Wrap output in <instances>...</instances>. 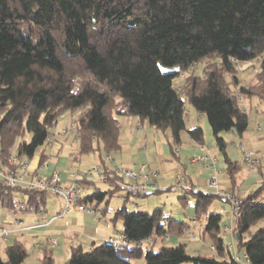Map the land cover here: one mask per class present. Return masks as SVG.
I'll list each match as a JSON object with an SVG mask.
<instances>
[{"label": "trees", "instance_id": "1", "mask_svg": "<svg viewBox=\"0 0 264 264\" xmlns=\"http://www.w3.org/2000/svg\"><path fill=\"white\" fill-rule=\"evenodd\" d=\"M202 61L201 73H194ZM255 61L249 67H257L256 74L242 82L240 65ZM253 97L264 107V0H0V166L18 171L19 164L8 162L11 155L18 162L38 155L41 167L64 114L73 118L80 154L104 159L118 151L119 117L168 131L173 152L182 142L187 103L205 116L234 184L240 165L228 158L224 134L241 137L247 131L249 114L240 99ZM188 135L204 143L200 127ZM116 180L111 175L107 182ZM81 183L86 191L78 206L96 210L112 192L94 181ZM182 193L192 195L195 219L214 201L229 203L199 190ZM20 196L21 211L37 214L50 194L10 188L0 179V210H16ZM180 200L187 204V198ZM127 201L111 217L122 221L127 245L112 238L90 249L76 244L62 264H244L228 246L220 211H208L201 231L215 255L189 253L185 242H166L180 240L188 222L162 209L130 212ZM231 217L235 253L243 250L247 264H264V179L238 199ZM28 256L26 244L11 238L0 264H24ZM39 262L55 264L51 247L41 248Z\"/></svg>", "mask_w": 264, "mask_h": 264}, {"label": "crops", "instance_id": "2", "mask_svg": "<svg viewBox=\"0 0 264 264\" xmlns=\"http://www.w3.org/2000/svg\"><path fill=\"white\" fill-rule=\"evenodd\" d=\"M242 106L248 114L254 111L252 120L249 116V123L253 121L256 129L255 131L250 130L248 126L247 131L241 137L233 133L224 134V138L227 141L228 158L230 161L240 165V169L235 175L234 184L228 176L226 164L222 157L220 160L218 158L219 154L213 151L211 142L198 144L190 139L188 131L200 127L202 131L208 132L210 135V128L204 115L186 107L185 130L181 134L182 142L179 146L173 148V150L177 148L179 150L178 153L174 154L170 149L171 136L168 131H159L137 117H119L118 141L120 148L118 151L112 152L109 157L123 167L145 165L149 169L158 171L159 181L158 190L155 191L156 194L171 193L172 190L176 189L182 192V189L176 186V175L181 172L184 173L193 190L214 194V189L209 185V182L210 179L215 177L218 189L231 192L236 198H241L247 192L258 187V184L264 179V107L259 101H253V99H249L248 103L243 99ZM72 119L68 114L60 117L45 146L46 154H48L47 160L38 168L39 157L38 155L33 157L26 162L25 168L27 171L38 176H47L53 172H58L61 176L62 185H68L71 182L73 175H76L78 170L75 172L71 169L70 161L74 158L76 162H80L79 156H75L77 150H79V140L74 133L64 136L61 131L72 124ZM240 144L244 149L253 150L262 157L259 166L254 170H250L242 161L241 151L239 150ZM200 153L206 155L209 159H214V167L202 162L189 164V157ZM173 192V196L176 197L178 194L175 191ZM50 196H52L51 201L54 204L49 208L33 214L34 216L20 212V216L17 218L25 227L34 226V229L30 231H16L12 236V238H19L26 244L29 253V260L26 264H40V250L44 246L51 247L48 244L49 239H53L57 243L56 248L51 247L53 252H55V256L53 255L54 261L57 262L58 260L62 263L67 260L72 246L76 244L84 245L82 239L88 241L86 248L90 249L92 245H98L110 238H115L111 237L110 234L105 236L102 231H96L99 224L105 220L106 211L102 213L97 207L93 214H87L81 211L77 204H74L67 213L60 216L63 209V201L59 196ZM178 199L181 205L180 209H178L177 214H168V216L174 217L173 219L175 220H184L189 223V230L185 236L188 239L192 235L197 239L191 247L192 253H202L201 245L200 248L197 246L201 242L203 244L201 231L205 219H195V202L193 200L185 204L180 200V195ZM57 200H60V204L57 203L59 202ZM212 204L218 206L217 209L212 210L220 211L222 209L224 211V221L232 219L230 203L214 201ZM140 205L141 203L134 204L132 207L139 209ZM119 207L110 208L111 211L108 213L112 216V212ZM2 221H8V228L11 230L15 229L14 223L9 216L7 218L0 216V222ZM120 231L117 233V237ZM227 240L230 242V234H227ZM210 247L211 245L206 249L210 251ZM236 254L243 255V250H238ZM135 264H141V262H136Z\"/></svg>", "mask_w": 264, "mask_h": 264}, {"label": "built area", "instance_id": "3", "mask_svg": "<svg viewBox=\"0 0 264 264\" xmlns=\"http://www.w3.org/2000/svg\"><path fill=\"white\" fill-rule=\"evenodd\" d=\"M178 88L180 89V87ZM240 104L242 106L241 99ZM74 130L75 126L71 124L69 127L64 128L61 131V134L64 136H68L69 134L73 133ZM239 150L241 151L242 161L248 166L250 170H254L260 163L262 157L256 154L253 150L244 149L241 144L239 145ZM173 152L176 154L179 152V150L176 148L173 150ZM8 162H10L12 165L19 164L18 169L19 171L21 170L22 173L18 175L13 171V169L0 166L1 181L10 188L22 185L30 189L45 191L50 195L59 196L63 201V209L60 216H63L65 213H67L69 209L76 203V200L86 191V188L81 183V181L83 180L107 182L108 177L114 175L117 177V180L115 181L117 186L126 191L128 194L147 195L158 190V171L149 169L145 165H141L139 167H123L114 162L109 156L105 158L102 167L97 166L87 169L83 173L73 175V179L68 185H62L61 176L58 172H53L47 176L31 175L29 172L24 170L26 165L25 161L18 162L17 158L11 155L8 159ZM188 162L189 164L202 162L212 167H214L215 164L214 159H209L202 153L193 155L192 157H190ZM209 185L214 189V195H217L229 201L231 206L230 214H232V212L237 207L239 198H236L231 192L218 189V184L215 180V177L210 179ZM176 186H178L180 189H182V191L185 192L193 190V187L190 185V183H188L186 176L181 172L176 175ZM20 199L21 202H19V204L17 205L16 210L10 211V213L8 214V216L14 223L15 229L11 230L10 228L0 224L1 243H7L16 231L27 232L34 229V226H23L22 222L17 219L18 216H20V212H22L21 210L25 206L22 196H20ZM79 209L87 214H93L95 212L93 208L88 206H79ZM220 212L224 214V211L222 209L220 210ZM231 220L232 219H230V221L225 220L223 222L224 232L230 234V242H228V246L232 249V251H234L233 253L236 261H238L239 263L247 264V259L244 253L243 255H238L235 253V250L233 248L232 240L234 221L232 220V222ZM110 242L124 245L128 244V242L121 234H119L117 238L110 239ZM48 244L52 248L57 247V243L53 239H49ZM210 249L213 250V247L211 246Z\"/></svg>", "mask_w": 264, "mask_h": 264}, {"label": "rangeland", "instance_id": "4", "mask_svg": "<svg viewBox=\"0 0 264 264\" xmlns=\"http://www.w3.org/2000/svg\"><path fill=\"white\" fill-rule=\"evenodd\" d=\"M205 63H206L205 61H202L201 63L197 64V66L195 65V67L193 68V72L194 73L196 72L197 74H200L201 73V69L203 68V65ZM249 65L250 66H256V62L249 63V64H242L239 67L238 76H239V78L241 79L242 82L251 81L253 75L256 74V72H257V67L250 68ZM185 76H186V74H183L182 77L180 78V80L178 79L176 82L178 83V82L182 81L185 78ZM252 99H253V101H258L257 98H255V97H253ZM248 102H249V99H246V103H248ZM185 107L188 108V109L190 108V109L193 110V108L187 103L185 104ZM253 113H254V111L249 112V116H250L251 120H252V118L254 116ZM249 129L255 131L256 125H255V123H253V121H250ZM203 135H204V142H211L213 151H215L216 154H219V151H218V149H217V147H216V145L214 143L213 138L211 137V134L209 135L208 132L203 131ZM231 136H232V134H231ZM75 156H77V157L79 156L80 162H76L75 159L72 158L71 161H70V165H71V169H73L75 172H77V170H78L77 174L85 172V170L88 169V168L90 169V168H94V167H97V166L102 167V165H103L102 164V160H105V159H103V156L101 157L98 154H95L93 152L80 154L79 150H77V153H76ZM218 158H220V160H221V155L220 154L218 155ZM189 159H190V157H189ZM24 170L27 171L26 168ZM13 171L16 174H18V175L20 173H22L21 170L20 171L19 170L16 171V170L13 169ZM27 172H29V171H27ZM30 174L31 175H35V174H32V173H30ZM96 186L99 189L103 190V191H106V190H111L112 191L110 193V197L109 198H106L104 201H102L100 204L97 205V207L100 210L103 207H108V208H112L114 206H118L119 207V206H121L123 204V201H124L123 197H128V201L126 203V206H127V210L130 211V212L153 213L155 210L162 209L163 212L165 213V215H168V214H170V215L174 214L175 215V214H177L178 209H180V207H181V205H180V203L178 201L179 200L178 199L179 195H180V197L187 198V202H189L190 200H191V202H192V200L194 201V199H193L191 194L182 193V192L178 191L177 189L176 190H172L171 193H163L161 195L160 194H156V193H150L148 195H132V194H128L126 191L122 190L120 187H117L116 183L96 182ZM173 191H175V193L178 194V195H176V197L173 196V193H174ZM51 200H52V196L49 197L46 206L41 211H44L46 208H49L52 204H54V203H52ZM57 201H59L57 203L60 204V200H57ZM139 203H141V205H140L141 207L139 209L132 207L134 204H139ZM215 204L214 205L213 204L210 205L206 209V211L203 212V214H204L202 216L203 220L205 219V215L208 213V211L218 208V206L215 205ZM62 207H63V204H62ZM9 213H10V211H8V210L7 211L6 210H0V216L1 217L7 218ZM28 214L29 215H33L35 213H28ZM111 217L112 216L108 213V211H106L105 220H103V222H101L99 224V227H97L96 231H98V230L102 231L105 236L110 234L111 237H115L116 238L117 237L116 236L117 233H119V231L122 228V221L120 219H118L116 221H111V219H110ZM7 222L8 221H2L0 223L4 224V226H7ZM185 235L183 237H181V239L178 240V241L176 239H171V240L166 241V242H167L168 245H175V244H177L178 242H181V241L185 242L187 244V246H186L187 252H191L192 253V248L191 247L193 245V242H195L197 239L195 237H193L192 235L190 237H188V239H187V236H185ZM198 240H200V238H198ZM82 241L84 243L83 247L86 248V246H87L86 244H88V241L84 240V239H82ZM201 241H202V239H201ZM204 242H208V241H203V244L201 242L197 246L198 248H200V245H201L202 253L209 254V255H215L214 251H212V250L209 251V250L206 249L211 244L209 242H208L209 244L208 243H204ZM3 247H4V243H1L0 244V253H1L2 256H3ZM53 255L55 256V252H53ZM69 255H68V257H69ZM28 260H29V256H28V258H27V260L25 261L24 264H26ZM62 263H60V261H58V260H57V262H55V264H62Z\"/></svg>", "mask_w": 264, "mask_h": 264}]
</instances>
